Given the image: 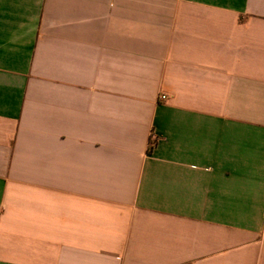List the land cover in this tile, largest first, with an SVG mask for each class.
Masks as SVG:
<instances>
[{
    "label": "crops",
    "instance_id": "crops-1",
    "mask_svg": "<svg viewBox=\"0 0 264 264\" xmlns=\"http://www.w3.org/2000/svg\"><path fill=\"white\" fill-rule=\"evenodd\" d=\"M0 264H264V0H0Z\"/></svg>",
    "mask_w": 264,
    "mask_h": 264
},
{
    "label": "built area",
    "instance_id": "built-area-1",
    "mask_svg": "<svg viewBox=\"0 0 264 264\" xmlns=\"http://www.w3.org/2000/svg\"><path fill=\"white\" fill-rule=\"evenodd\" d=\"M163 98H165V97H163Z\"/></svg>",
    "mask_w": 264,
    "mask_h": 264
}]
</instances>
